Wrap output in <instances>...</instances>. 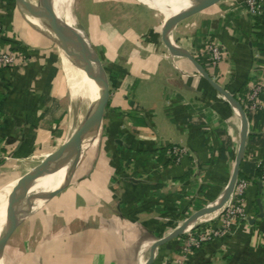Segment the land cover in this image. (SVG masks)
<instances>
[{"label": "crops", "instance_id": "obj_1", "mask_svg": "<svg viewBox=\"0 0 264 264\" xmlns=\"http://www.w3.org/2000/svg\"><path fill=\"white\" fill-rule=\"evenodd\" d=\"M103 9L102 19L89 14L91 35L107 48L109 61V98L93 130L96 143L83 152L67 185L48 198L40 195L38 208L11 231L10 239L24 243L25 264H145L154 241L218 200L235 166L240 115L188 58L169 50L165 19L151 33L143 24L111 27L114 19ZM26 18L49 32L45 23ZM0 20V47L27 55L25 63L0 69L1 192L80 132L71 138L78 97L61 46L57 53L56 42L34 29L16 2L6 0ZM169 36L241 104L247 134L237 177L258 175L264 161V13L252 15L245 0H219L179 20ZM210 45L225 53L216 66L209 63ZM256 82L263 92L252 109L247 94ZM174 145L184 151L178 161ZM31 157L38 162L27 163ZM21 165L26 171L19 175ZM223 205L195 222L206 224L189 229L220 226L216 213ZM186 206L183 223L162 234L159 224ZM244 210L224 234L189 253L182 249L188 229L158 245L151 264H264V186L257 180L246 191Z\"/></svg>", "mask_w": 264, "mask_h": 264}, {"label": "water", "instance_id": "obj_2", "mask_svg": "<svg viewBox=\"0 0 264 264\" xmlns=\"http://www.w3.org/2000/svg\"><path fill=\"white\" fill-rule=\"evenodd\" d=\"M217 1L219 0H200L193 6L180 11L174 17L166 20L162 28V38L172 53L185 56L186 58H188L194 64V66L200 72V74H202L209 81L210 84H212L226 97L229 103L237 110L238 114L240 115L241 132H240L239 149L236 156L235 166L230 181L226 186L223 194L218 198V200H216L212 204L200 208L195 213H193L189 218H187L179 228H177L167 236L154 241L150 247V254L145 264H151L154 258L155 249L158 245L163 244L168 240L175 238L181 233H183L188 228V226L202 214L221 207L229 199L238 175L239 165L243 156L246 134H247L246 132L247 121H246L244 109L242 108L239 101L232 94L227 92L223 87L219 86L209 76L206 69L193 58V56L188 52V50H185L184 48L178 46L169 36V30L179 20L207 6H210L216 3ZM15 2L18 7L22 6V8L25 11H27L30 15H33L34 17L41 19L42 22L47 25L48 27L47 29L49 30V32L35 26L26 18V12L25 11L21 12L25 20L34 29L38 30L39 32L48 36L49 38L53 39L58 45L59 44L66 45L72 49H76L80 51L84 55L86 61L88 62L89 78L93 81L96 80L99 91H98V98L96 102L92 105V110H89L88 112L90 113L91 111V118L85 124V126L84 124L82 125L83 129L80 134V137L72 144L60 146L54 151L49 152L48 156L44 158L35 168H33L31 172L27 174V181H29V186L23 198L21 213L18 216L5 219L4 228L0 232V239L2 240V244L0 246L1 247L0 252L2 250V245L4 244L3 239L6 237V235H10L11 231L22 219H24L26 216H28L29 214L33 213L36 210L35 201L38 199V194L37 192H30V188L34 185L35 181L38 178L43 177L47 174L48 166L54 163L58 158L72 157L76 155V159L74 161V164L72 165L68 177L71 175L75 165L79 160V157L82 153V149L84 147V144L86 143V140L88 139V137L91 135L92 131L95 129V127L98 124V121L104 110V106L107 98L106 74L104 69L102 68L100 59L98 58L97 54L92 48L87 33L80 28L71 27L68 24L64 23L62 20H60L57 17L52 0H36L35 6L27 2L26 0H15ZM50 195L47 194L46 197Z\"/></svg>", "mask_w": 264, "mask_h": 264}, {"label": "bare ground", "instance_id": "obj_3", "mask_svg": "<svg viewBox=\"0 0 264 264\" xmlns=\"http://www.w3.org/2000/svg\"><path fill=\"white\" fill-rule=\"evenodd\" d=\"M26 1L32 4L30 0H26ZM73 1L74 0H52V3L56 11L57 17L60 20H62L64 23L68 24L71 27L78 28L77 27L78 22L75 20V18L73 17L71 13L72 11L71 5ZM137 1H139L140 3H143L149 9L159 10L166 16V18H168L169 16L174 17L180 11L193 6L200 0H137ZM33 19L42 22L41 19H38V18H33ZM60 46H63V45H60ZM72 50L73 52L71 53H74L75 61L72 62L69 59V57H66V59L68 60L67 62L70 64L69 71H70V76L73 80V85H74L73 87L75 90L74 92H76L77 88H80L83 94L89 96L91 93V95H90L89 104L87 103L84 105L85 110L84 111L82 110L83 113L82 112L79 113L80 111L77 107V104H76L75 109H73V111L71 112L70 123H71L72 131H71L70 136L71 138H73L72 137L73 135H76L79 132L80 133L77 135L74 141L73 140L69 141L65 143L63 146L74 143L80 137V134L83 129L82 125L84 123L83 118H85V116L89 112L88 109L90 110L93 101L96 98H98V91H99L98 86H96L94 81L89 78L88 62L86 61L84 55L76 49H72ZM65 51H66V48H65ZM89 82L91 86L89 85ZM87 105H89V108L86 109ZM92 134H93V131L91 135L88 137V139L86 140V143L84 144L82 152H84L88 148ZM75 159H76V155L72 157L58 158L54 163L48 166L47 174L43 177L38 178L35 181L34 185L30 188V192H37L38 197H40V195L45 196V194H50L53 191L64 188L68 183V180H69L68 175L72 168V165L74 164ZM28 186H29V181H27V176H24L16 180L9 187L3 189L0 192V204H1L0 205V232L4 228V222L6 218H12V217L18 216L21 213L23 198H24V195L26 194ZM7 198H8V201L4 203V201L7 200ZM40 202L41 201H39L38 199L35 201L36 209L39 206ZM201 216H199L195 221H193L188 226L187 229H189ZM1 244H2V240L0 239V246ZM0 264H4V260H3V256L1 252H0Z\"/></svg>", "mask_w": 264, "mask_h": 264}, {"label": "rangeland", "instance_id": "obj_4", "mask_svg": "<svg viewBox=\"0 0 264 264\" xmlns=\"http://www.w3.org/2000/svg\"><path fill=\"white\" fill-rule=\"evenodd\" d=\"M12 2H15L14 0H11ZM108 4V5H106ZM107 8L106 10L108 11V19L113 18L114 20L110 22V26L112 27H121L122 25H128L129 27L132 25H141L143 24L146 28L147 31H149L150 33L152 32V25H159L160 27L161 25L164 23V19L166 21V19H170L172 17H168L166 18V16L160 12L159 10H152L149 9L147 6H145L143 3H140L137 0H75V2L73 1L72 4V10L73 12H76L79 18L78 21V28L84 30L87 35L88 38L90 40V43L92 45L93 50L95 51V53L97 54L98 58L100 59L102 68L104 69V71L106 70L108 73V68H109V61L107 60V56L106 53L107 48L104 47L101 44H98L97 41L94 40V38L92 37L91 33H92V28H91V23L89 20V14L92 12L94 14V16H92L93 18H100L101 17L98 16L99 10L101 12L104 13V15L106 14L105 11H103V8ZM19 9L21 12L25 11L22 6H19ZM26 14H28L30 17L36 18L33 15H30L27 11H25ZM161 13V14H160ZM150 14V16H149ZM107 15V14H106ZM23 16V15H22ZM24 18V17H23ZM39 19V18H38ZM174 39V37H173ZM55 43V42H54ZM177 43V42H176ZM56 44V48L55 50L58 53V44ZM64 48V49H63ZM66 48V51H65ZM69 49V50H68ZM61 51L62 53V57L66 60L67 65L69 66L70 69V64L67 62L68 60L66 59V57H69V59L74 62L75 61V55L73 52L72 48L63 45L61 46ZM70 53V54H69ZM64 79L67 83L66 86H68V90H69V94H70V80L69 77L66 74H63ZM89 79V78H88ZM109 86L110 84H112V80L109 81ZM65 83V84H66ZM94 83L97 86L96 80L94 81ZM79 89V90H78ZM109 91L107 89V95L106 97L109 98ZM79 93V94H78ZM75 95H77L78 99H77V105H78V109L80 111V113L82 112V110H85V101H86V95L82 93V91L80 90V88H77ZM97 98L93 101L92 105L96 102ZM81 104V105H79ZM105 107H106V103H105ZM87 108H89V105H87ZM90 110H92V106L90 108ZM89 111V109H88ZM104 111V110H103ZM83 113V112H82ZM91 118V111L90 113H87V116L85 118H83V123L84 126L85 124L90 120ZM86 120V121H85ZM103 128H98V134H100L101 136L103 135ZM96 138L97 135L96 133L91 137L89 146L87 148V150L92 149L94 146V144L96 143ZM74 141L75 139H71V140H67V142L69 141ZM66 142V143H67ZM83 152L81 153L79 160L82 157ZM37 157H31L30 159L26 160L27 163H30L32 165L36 164L38 162ZM25 165H21V167L19 169H17V172L22 174L26 171L25 169ZM27 176V174H24L23 176H19L13 179V181L9 182V184H7L3 189L9 187L12 183H14L16 180L20 179L21 177ZM73 182V180H72ZM11 183V184H10ZM2 189V190H3ZM1 190V191H2ZM6 202V200L4 201V203ZM3 204V203H2ZM1 205V204H0ZM45 207V205H43ZM38 208V207H37ZM216 218H218L220 216V213H216ZM188 216V206H186L182 211H178L176 214H172L170 221L168 222H163L160 225V230L161 233L164 234V232H166L169 229L174 228V226H177L181 223H183V221L187 218ZM206 224L207 222H199V223H195L196 226H202L203 224ZM188 233V230L186 232V234ZM185 234V233H184ZM184 234H182L181 237L184 236ZM4 240V244L2 245V250H1V254L3 256V260H4V264H25V254H24V243H22V241H20L18 239V241H15L14 239H10L9 235H6V237L3 239ZM13 246L12 250L9 251L8 246ZM1 248V247H0Z\"/></svg>", "mask_w": 264, "mask_h": 264}, {"label": "built area", "instance_id": "obj_5", "mask_svg": "<svg viewBox=\"0 0 264 264\" xmlns=\"http://www.w3.org/2000/svg\"><path fill=\"white\" fill-rule=\"evenodd\" d=\"M245 2L252 15L260 16L264 13V0H245ZM5 3L6 0H0V12L3 10ZM1 29L2 24L0 20V33ZM208 52L211 55L209 63L212 66H216L225 54L221 47L215 45L208 46ZM26 60L27 55L21 50L11 47H0V69L23 64ZM262 92L263 84L261 82H256L247 94L246 102H248V107L255 109L260 105L258 97ZM171 152L175 155V161H178L182 157L184 151L181 147L174 145L171 147ZM259 169L260 171L258 175L246 174L236 178L230 197L224 203L220 212L219 217L222 225L212 226V229L206 227L198 230L188 229V233L182 241L184 254L191 252L194 248L200 247L203 242L210 240L212 237L224 234L228 225L231 224L232 221L244 218V197L249 185L257 180L264 186V161L260 163ZM175 264H181L180 260L176 261Z\"/></svg>", "mask_w": 264, "mask_h": 264}]
</instances>
